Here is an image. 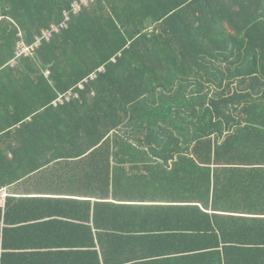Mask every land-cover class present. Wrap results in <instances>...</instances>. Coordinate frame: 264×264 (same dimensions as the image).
Wrapping results in <instances>:
<instances>
[{"label":"trees","instance_id":"trees-1","mask_svg":"<svg viewBox=\"0 0 264 264\" xmlns=\"http://www.w3.org/2000/svg\"><path fill=\"white\" fill-rule=\"evenodd\" d=\"M74 1L0 0V189L96 199H52V264H264V0H96L7 64Z\"/></svg>","mask_w":264,"mask_h":264},{"label":"crops","instance_id":"crops-1","mask_svg":"<svg viewBox=\"0 0 264 264\" xmlns=\"http://www.w3.org/2000/svg\"><path fill=\"white\" fill-rule=\"evenodd\" d=\"M32 182L34 181L24 179L5 187L9 195L0 207L5 209L8 199H12L9 201L6 210L9 217L14 218V222L8 224V227L13 231L12 235L8 236L7 242L11 248L9 249L10 253H14L15 256L20 254V257H15L16 262L23 259L28 261L27 264H52L56 256L54 255L55 250L48 249L61 241H66V238L71 240V237L74 236L64 237V231H60L56 226L54 227L52 220L45 219L50 213V202L54 201L52 199L63 197L66 199L91 200L92 204L96 199L56 195L55 193H68L70 189L59 190L49 186H36ZM2 225L4 224L2 223ZM19 228H23V230L17 232Z\"/></svg>","mask_w":264,"mask_h":264},{"label":"built area","instance_id":"built-area-1","mask_svg":"<svg viewBox=\"0 0 264 264\" xmlns=\"http://www.w3.org/2000/svg\"><path fill=\"white\" fill-rule=\"evenodd\" d=\"M94 1H96V0H75L71 4V9H69L68 11L65 10L63 12V15H64L63 21H61L59 23V25L52 24L49 29L43 30L41 35L37 36L35 41L32 44H26L24 42V40H22V39L18 40L16 43L14 55H13L12 59L7 64L10 65L11 67H15L21 58L29 56L30 54H32L35 51V49H37L41 45L42 41H45V40L49 41L53 32H58L61 29H66L68 27V21L70 20V14L71 13L77 14L82 9V7L88 6L90 3H93ZM18 36L21 37L22 34L19 33ZM97 71L103 72L104 68L101 67ZM49 73L50 72L48 70H46L44 72V74L46 76H48ZM95 77H96V74L90 75L91 79H93ZM79 87L83 88L84 85L82 83H80ZM77 96H78L77 93L73 92V90H69L63 94H59V96L53 101V105L54 106H57L59 104L62 105L66 102H69L72 97H77ZM8 195H9V193L5 187L0 189V205L4 204Z\"/></svg>","mask_w":264,"mask_h":264}]
</instances>
